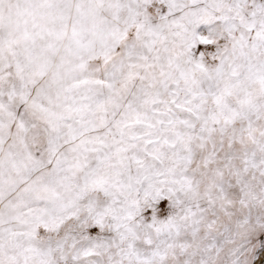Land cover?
Listing matches in <instances>:
<instances>
[{"label": "snow or ice", "instance_id": "snow-or-ice-1", "mask_svg": "<svg viewBox=\"0 0 264 264\" xmlns=\"http://www.w3.org/2000/svg\"><path fill=\"white\" fill-rule=\"evenodd\" d=\"M0 264H264V0H0Z\"/></svg>", "mask_w": 264, "mask_h": 264}]
</instances>
